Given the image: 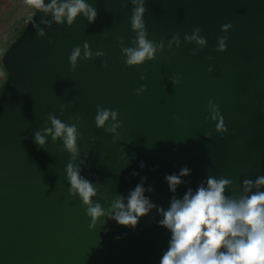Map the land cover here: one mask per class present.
Listing matches in <instances>:
<instances>
[{
	"label": "water",
	"instance_id": "obj_1",
	"mask_svg": "<svg viewBox=\"0 0 264 264\" xmlns=\"http://www.w3.org/2000/svg\"><path fill=\"white\" fill-rule=\"evenodd\" d=\"M87 2L97 10L95 22L80 16L72 26L41 25L43 38L32 26L42 15L35 10L2 58L8 77L0 94V264H159L168 246L156 209L135 228L112 220L89 228L85 207L68 191L71 154L50 137L45 147L34 142V132L50 126L49 113L66 123L81 117L74 162L105 207L146 177L154 191L145 195L166 208L173 193L165 175L184 166L191 175L178 197L207 176L231 179L226 194L239 195L242 176L264 153V0H146L148 39L163 40L165 48L132 67L120 48L121 38L131 46L135 37L130 0ZM196 27L207 39L202 49L184 41ZM175 35L182 44L168 49ZM225 35L227 50L217 51ZM85 42L105 56L81 60L73 70L68 55ZM142 84L146 90L137 94ZM210 99L226 132L207 118ZM97 105L119 111L121 140L96 126Z\"/></svg>",
	"mask_w": 264,
	"mask_h": 264
},
{
	"label": "clouds",
	"instance_id": "obj_2",
	"mask_svg": "<svg viewBox=\"0 0 264 264\" xmlns=\"http://www.w3.org/2000/svg\"><path fill=\"white\" fill-rule=\"evenodd\" d=\"M27 4L38 13H42L39 23L33 22V28L39 37L46 36L41 25L51 27L53 23L72 26L78 17L83 16L89 23L95 22L97 10L87 0H26ZM133 5L130 17L131 29L135 33L131 46H125L121 38L120 48L125 66H140L146 61L154 60L165 48L164 41L148 39L145 25L146 0H130ZM232 28L231 23L221 26L225 33ZM227 35L219 37L217 51L227 50ZM184 41L194 43L198 49L207 46V39L201 35V29L196 27L192 34H185ZM182 41L179 35L173 36L167 44L180 47ZM102 50L92 51L88 42L83 46H75L68 55L73 70L79 61H88L94 57H104ZM211 59V57H210ZM107 67V63L104 64ZM212 66L209 71H212ZM145 77H141L144 79ZM179 84L178 78L171 79ZM146 85L136 89L140 94L146 90ZM63 112L65 106L61 105ZM207 117L216 122L217 132H226L223 116L214 100L208 101ZM73 123H66L55 114H48L50 126L34 132V142L45 147L50 137L53 142L62 141L64 149L71 154V160L65 168L66 180L69 184V194L78 197L85 207V213L90 218V229H95L103 220H112L120 225L135 228L141 217L156 209L160 215L158 224L170 233L168 246L163 251L159 264H264V174L255 180L246 179L239 195H228L226 189L232 185V180L224 176H207L193 189L188 187L182 197L175 195L178 186L184 184V177L191 175V169L184 166L178 172L166 174L165 180L173 193L168 206L156 205L146 192H153L152 186L145 187L146 177L130 189L126 195L117 194L105 207L99 202V188L87 177L82 175L80 165L74 161L79 157L78 139L80 131L78 124L80 116H74ZM95 123L98 128L112 134L113 142L121 140L120 129L123 127L119 111L96 106ZM210 137V133H206ZM94 142L95 137H90ZM141 168L145 167L141 162ZM133 175L137 173L133 172ZM107 218V219H105ZM119 239V237H117Z\"/></svg>",
	"mask_w": 264,
	"mask_h": 264
},
{
	"label": "rangeland",
	"instance_id": "obj_3",
	"mask_svg": "<svg viewBox=\"0 0 264 264\" xmlns=\"http://www.w3.org/2000/svg\"><path fill=\"white\" fill-rule=\"evenodd\" d=\"M34 12L26 0H0V87L8 77L2 58Z\"/></svg>",
	"mask_w": 264,
	"mask_h": 264
},
{
	"label": "trees",
	"instance_id": "obj_4",
	"mask_svg": "<svg viewBox=\"0 0 264 264\" xmlns=\"http://www.w3.org/2000/svg\"><path fill=\"white\" fill-rule=\"evenodd\" d=\"M25 26L22 27V29L20 30L18 36L22 33L23 29H24ZM17 36V37H18ZM7 81V80H6ZM6 81L1 85L0 87V94L2 92V89L4 88V85L6 83ZM264 174V153L263 155L261 156L259 162L257 163L256 165V168L253 172H251L250 174L246 175V176H242L241 178V181H242V184L243 182L246 180V179H251V180H255V178L259 175H262ZM261 190H264V186L261 187Z\"/></svg>",
	"mask_w": 264,
	"mask_h": 264
}]
</instances>
